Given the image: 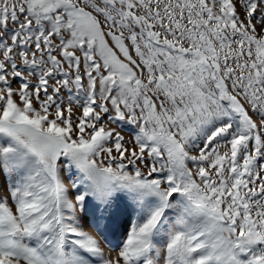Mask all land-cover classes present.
<instances>
[{
	"label": "snow or ice",
	"instance_id": "obj_1",
	"mask_svg": "<svg viewBox=\"0 0 264 264\" xmlns=\"http://www.w3.org/2000/svg\"><path fill=\"white\" fill-rule=\"evenodd\" d=\"M0 264H264V0H0Z\"/></svg>",
	"mask_w": 264,
	"mask_h": 264
},
{
	"label": "bare ground",
	"instance_id": "obj_2",
	"mask_svg": "<svg viewBox=\"0 0 264 264\" xmlns=\"http://www.w3.org/2000/svg\"><path fill=\"white\" fill-rule=\"evenodd\" d=\"M89 231H92L93 232V234H95V232H94V230H92V229H88Z\"/></svg>",
	"mask_w": 264,
	"mask_h": 264
}]
</instances>
